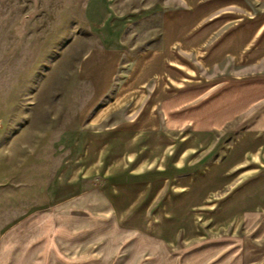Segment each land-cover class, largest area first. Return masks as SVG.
Returning a JSON list of instances; mask_svg holds the SVG:
<instances>
[{
    "label": "crops",
    "instance_id": "1",
    "mask_svg": "<svg viewBox=\"0 0 264 264\" xmlns=\"http://www.w3.org/2000/svg\"><path fill=\"white\" fill-rule=\"evenodd\" d=\"M84 17L93 100L47 212L19 225L45 236L15 235L0 264H34L21 243L39 238L53 264L54 210L107 214L110 264H264V0H86Z\"/></svg>",
    "mask_w": 264,
    "mask_h": 264
},
{
    "label": "rangeland",
    "instance_id": "2",
    "mask_svg": "<svg viewBox=\"0 0 264 264\" xmlns=\"http://www.w3.org/2000/svg\"><path fill=\"white\" fill-rule=\"evenodd\" d=\"M85 3L0 0V261L11 258L13 263L15 235L45 236V220L19 225L47 212V189L67 162V135L77 130L80 110L93 100V85L82 79L79 65L97 42L84 17ZM153 29L149 23L131 34L129 51L131 46L139 50L149 45ZM52 213L53 264L112 262L103 256L110 252L108 240L122 233L107 214L96 218L99 214L89 211ZM40 240L21 243L22 253L31 254L34 264L46 260L45 242ZM220 245L221 239L206 248Z\"/></svg>",
    "mask_w": 264,
    "mask_h": 264
}]
</instances>
